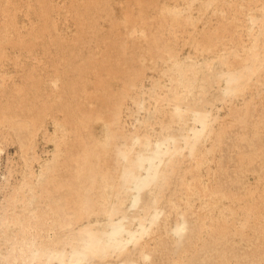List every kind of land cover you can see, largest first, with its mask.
<instances>
[{"label": "bare ground", "instance_id": "6f19581e", "mask_svg": "<svg viewBox=\"0 0 264 264\" xmlns=\"http://www.w3.org/2000/svg\"><path fill=\"white\" fill-rule=\"evenodd\" d=\"M0 264H264V0H0Z\"/></svg>", "mask_w": 264, "mask_h": 264}]
</instances>
